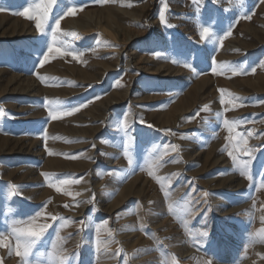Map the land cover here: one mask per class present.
I'll list each match as a JSON object with an SVG mask.
<instances>
[{
    "label": "rangeland",
    "instance_id": "374dc122",
    "mask_svg": "<svg viewBox=\"0 0 264 264\" xmlns=\"http://www.w3.org/2000/svg\"><path fill=\"white\" fill-rule=\"evenodd\" d=\"M38 2L0 0V264L33 217L30 264H264V0H58L43 31L19 14ZM50 44L83 55L41 66Z\"/></svg>",
    "mask_w": 264,
    "mask_h": 264
},
{
    "label": "snow or ice",
    "instance_id": "6c2138e0",
    "mask_svg": "<svg viewBox=\"0 0 264 264\" xmlns=\"http://www.w3.org/2000/svg\"><path fill=\"white\" fill-rule=\"evenodd\" d=\"M101 2H107V0H101ZM218 0H213V3H217ZM58 3V0H39L38 3H36L34 6H32V11L29 13V9H25L24 12L19 13L22 16H25L28 19L35 20L36 22V28L38 31H43L48 24L49 16L53 11V6ZM193 3H196L199 8L200 0H193ZM168 5L167 3L164 4L163 8L161 9L159 19L161 24H166V17L165 13L167 11ZM2 10V9H0ZM76 11L75 8L69 7L67 11L64 12L65 16L72 15ZM63 17H60L62 19ZM60 19H56L55 21V27L52 28V34H53V41L52 44L56 43V34L59 32V26H60ZM168 27H172V25H167ZM200 39L202 41L206 40L209 36H212L213 41L217 39L211 31L210 27H203L202 30L199 32ZM231 35V32L225 33V36L219 37V41L222 43L223 40L228 36ZM52 44H50L47 48V51L44 53L43 59L40 61L41 66H43L48 60L49 56L52 54H59V55H64V56H71L74 60H78L83 53H74L71 51H62L60 47H53ZM155 55V53H154ZM185 67H191V65L185 64ZM233 72V75L239 74L236 69H231ZM215 71V69H214ZM255 71V69H253ZM38 79H41L43 81V77H39ZM223 102V101H222ZM58 104L60 102H57ZM84 105H78V106H72L68 107L66 102L64 103V111L63 115H70L73 112H76L79 110L80 107H83ZM203 110H207V106ZM48 115L49 117L53 119H58L59 115L57 114V109L54 107H49L48 108ZM226 125L228 124V121L224 122ZM125 128H127V123L125 121ZM151 127V125H149ZM232 129L229 128V131ZM170 131V130H169ZM251 135V133H249ZM239 145V142H238ZM243 146H238L236 148V152H239L241 155H247V156H252L254 149L249 148L247 146V141L244 140L242 142ZM173 150H175V146H172ZM229 156L233 159L234 164L238 167L240 174L245 176L246 178L251 179V176L249 175V165L251 163L250 160L248 161H240L236 155L233 154V152L228 153ZM129 165L133 164V159L131 156L127 157ZM151 175V172L149 173ZM47 176V174H42ZM78 181L75 180H60L58 182L59 185H68L72 183H77ZM50 187H53L55 185L49 184ZM13 190V193H16L19 186H10ZM60 187L56 186V191H60ZM92 201H89L91 203ZM67 207V205H65ZM38 215H43V214H38ZM35 219L36 217L31 218V220L27 222H19V221H14L12 226H11V233L10 235L14 238L15 240V253L18 257H20V262L21 264H30L28 257L32 253L33 247L41 240V238L45 235L47 232L48 228L51 226L48 223L44 224H35ZM51 219L53 221L56 220H63L64 218L62 217H57V216H52ZM261 222L264 223V216H261ZM82 224H84V221H81ZM65 225H61V227H64ZM261 234H264V229L260 230ZM202 237L207 238L209 236L208 231H203L200 234ZM8 237L0 234V247H7L9 249V252L11 253L12 251V245L6 243ZM52 259L57 261V264H66V261L68 260L67 256L61 255L59 253V250L51 253ZM208 264H212V261H209Z\"/></svg>",
    "mask_w": 264,
    "mask_h": 264
},
{
    "label": "bare ground",
    "instance_id": "6f19581e",
    "mask_svg": "<svg viewBox=\"0 0 264 264\" xmlns=\"http://www.w3.org/2000/svg\"><path fill=\"white\" fill-rule=\"evenodd\" d=\"M150 44H151V43H150ZM138 91L142 92V91H144V88H143L142 86H139ZM108 163H109V160H108ZM103 174H104V170H103V168H101V169H99V171L96 172V175H95V176L100 177V176H102ZM96 188H101V186L99 185V183L97 184ZM114 188H116V186H115ZM117 193H118V192H117ZM221 204H222V203H221ZM231 204H232V201H230V200L227 201V202H225V204H224V208H226L227 206H230ZM224 212H225V213L227 212V215H228V213L231 212V209H228L227 211H224ZM182 237H183V235L179 234L178 237H177V239H176V243H175V245H174V248L177 249V251H178L177 254H178L179 256H183V255H185V254L188 253L187 251H185V249L183 248V246L180 245V244H181V240H183ZM182 245H183V244H182ZM149 253H150V252H149ZM178 255H177V256H178ZM153 256H154V253H151V254L149 255L148 259L151 260ZM137 261H138V262H142L140 259H138ZM151 261H152V260H151Z\"/></svg>",
    "mask_w": 264,
    "mask_h": 264
}]
</instances>
